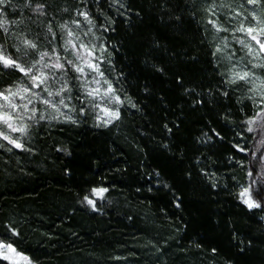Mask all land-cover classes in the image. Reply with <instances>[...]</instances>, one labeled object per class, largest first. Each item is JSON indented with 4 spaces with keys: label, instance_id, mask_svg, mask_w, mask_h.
Masks as SVG:
<instances>
[{
    "label": "trees",
    "instance_id": "16d2710c",
    "mask_svg": "<svg viewBox=\"0 0 264 264\" xmlns=\"http://www.w3.org/2000/svg\"><path fill=\"white\" fill-rule=\"evenodd\" d=\"M0 21V55L35 65L0 64V92L31 89L0 98L27 129L0 122L24 146L0 135V242L33 264H264L262 107L231 69L264 81L238 31L264 0H5Z\"/></svg>",
    "mask_w": 264,
    "mask_h": 264
},
{
    "label": "snow or ice",
    "instance_id": "6c2138e0",
    "mask_svg": "<svg viewBox=\"0 0 264 264\" xmlns=\"http://www.w3.org/2000/svg\"><path fill=\"white\" fill-rule=\"evenodd\" d=\"M247 2L249 4H258L259 0H247ZM4 3H5V0H0V4H4ZM82 15H84L85 18L87 19V13H82ZM237 15H239V13H237ZM252 18L258 24L261 23V21L256 17L255 13H252ZM6 23H7L6 21H0V28H4V25ZM4 30L7 31L6 28ZM238 31L246 32L251 37V40L255 41L259 45L260 52H264V42H261V40L258 39V36L264 35V27H260L259 29L255 28V27H247V28H245L243 25H241V27L238 29ZM254 32L256 33L255 35L253 34ZM68 35H69V37H71L73 35V33L71 31H69ZM240 43L243 44V41H240ZM23 44H24L26 49L27 48H33L34 49L36 47V45L34 43H32L31 41H29V40H24ZM67 44L70 45L71 47L75 48V44L72 42L71 39L67 41ZM245 46L248 47L249 53H253V49L250 46H248V45H245ZM80 47L87 50V46L84 45V44H81ZM217 51H220V49L218 48ZM24 54L27 55V52H25ZM47 55H48V53H42L41 54V59L37 63L42 62L44 56H47ZM257 55H258V53H257ZM68 63L71 64L72 62L68 61ZM85 63L87 64L88 68H90V69H92V70H94L96 72H99L98 65H95L93 63H89L87 60H85ZM0 64H2L4 67H10V68L18 69L20 72L24 73L25 75H28L29 73H32V69H33V67H35V65H33L32 67H29V68L25 69L19 63H17L15 60L10 59L8 57H5L3 55H0ZM44 66L45 67H49V65H44ZM256 66L264 67V65H253V67H256ZM52 67H54L56 69H62V68H64V65L59 62V58L57 57V62L54 65H52ZM73 67H74L76 72H80V73L84 72V68L82 66L73 65ZM99 74H100V76H103L102 72H100ZM251 75L252 74L250 72H247V71H245L243 73H239V72L234 73V79L232 80V82L235 83L236 80H249ZM31 79L33 81L34 86H38L36 84V82L39 81L40 84H43L45 82V80L47 79V76L45 75L44 72H40L39 75H32ZM97 83H99V81H97ZM262 86H264V82H262ZM30 90L31 89H29V88H23V89L18 90L17 92H12L9 89V90H7L8 91L7 95L4 92H0V98H3L5 101H7L8 102V106L10 108L15 109L17 107V105H15L14 103L11 102L10 96H17V95H20L21 92H29ZM64 90H65V88H61L60 89L61 92L64 91ZM97 92H98V89H93V90L89 91L88 94L89 95H95ZM111 92H113V89H112L111 85L109 84V86H108V88H107V90L105 92V95H108ZM48 95L52 96L53 93L49 92ZM56 95H59V92L56 93ZM115 100L117 102H119V97H115ZM29 103H31V101H29ZM43 103L44 104H51V106L54 107V108L56 107L55 104H52L51 101H49L47 99L43 100ZM60 104H64V100L63 99L60 100ZM23 107L25 109H27L28 105L25 104ZM34 111L35 110L33 109V112ZM104 111H105L106 114H110L112 118H118V116H119L118 112H109L108 109H104ZM14 119H16V118L13 117L10 113L0 111V122H2L4 124H7L8 128H10L14 132L18 131V132H20L22 134L25 133L26 130H27L26 129V125H22L20 127H15L14 124L10 122V121H13ZM0 135H3V134L0 133ZM3 139L9 140L10 143H12L16 148H23L24 147L23 144L17 142L16 140H11L10 137L7 136V135H3ZM96 191H97V194H99L100 191H106V190H96ZM241 195L242 196L247 195V190H245L243 193H241ZM89 203H92V201H89ZM245 203H247L250 208L259 206V205L254 204L253 202H250V201H247V200L245 201ZM0 249H8V250H10L12 252H15V249L12 247L11 244L5 245L2 242H0ZM4 258L7 259L8 257L5 256Z\"/></svg>",
    "mask_w": 264,
    "mask_h": 264
},
{
    "label": "rangeland",
    "instance_id": "374dc122",
    "mask_svg": "<svg viewBox=\"0 0 264 264\" xmlns=\"http://www.w3.org/2000/svg\"><path fill=\"white\" fill-rule=\"evenodd\" d=\"M87 66V64H85ZM236 66V67H235ZM236 63L231 64V69L234 67V73H243L245 71L249 72L246 69H240L237 67ZM240 67V66H239ZM246 84H249V92L250 97L258 103L259 106L262 107L261 112L255 117L254 125L255 128L258 129L256 133H258L257 137L259 140V144L264 147V86H262L263 80L251 75L249 80H243ZM104 106L109 112H113V109L108 101H104ZM257 140V141H258ZM7 245V244H5ZM7 256L8 258L5 259L4 257ZM0 257L5 259L10 264H33L26 256L17 252H12L8 249H0Z\"/></svg>",
    "mask_w": 264,
    "mask_h": 264
}]
</instances>
